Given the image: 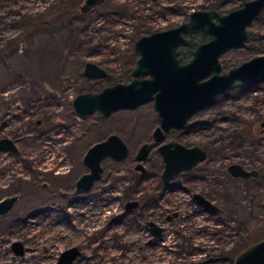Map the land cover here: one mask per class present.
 I'll list each match as a JSON object with an SVG mask.
<instances>
[{"label":"rangeland","instance_id":"1","mask_svg":"<svg viewBox=\"0 0 264 264\" xmlns=\"http://www.w3.org/2000/svg\"><path fill=\"white\" fill-rule=\"evenodd\" d=\"M58 1L64 9H57ZM81 1L0 0V138L12 139L19 150L18 155L0 150V199L18 196L0 216V264H56L71 247L81 251L73 264H232L233 255L264 231V132L259 128L264 80L234 83L192 115L195 123L187 132L167 133V139L206 146L205 161L166 185L162 155L154 146L143 163L147 181L139 183L134 156L158 123L154 99L107 116L95 110L83 117L73 112L71 101L82 91L129 81L137 58L133 44L140 35L176 26L194 9H215L203 6L213 0H118L133 6L125 15L100 3L76 26L70 17ZM241 1L227 0L216 10L228 12ZM39 12L45 23L39 19L28 26L16 20ZM248 29L243 44L222 50L220 72L264 54V8ZM192 32L197 42L210 36L206 28ZM190 53L183 54L185 60ZM86 60L103 66L107 77L87 78L82 73ZM38 119L42 122L36 125ZM111 133L127 143L128 156L105 157L100 178L89 191L77 192L76 179L88 172L85 152ZM237 161L260 169L259 176L230 177L227 164ZM127 188L144 201L122 216ZM195 190L209 193L230 220L215 222L218 215L191 200ZM148 194L158 199L145 206L151 202ZM175 210L178 214L168 218ZM145 221L164 227L161 237H153ZM15 241L23 244L21 256L11 250Z\"/></svg>","mask_w":264,"mask_h":264},{"label":"water","instance_id":"2","mask_svg":"<svg viewBox=\"0 0 264 264\" xmlns=\"http://www.w3.org/2000/svg\"><path fill=\"white\" fill-rule=\"evenodd\" d=\"M103 1L82 0L78 8L81 12H87ZM263 6L264 0H245L240 6L233 7L225 13H219L211 8H198L191 12L188 19L176 26L140 35L134 42L138 57L132 70L133 78L126 83L105 85L96 93L84 91L77 94L71 101L73 112L83 117L97 110L103 116H107L117 109L135 108L153 97L157 117L160 119V124L154 129V140L160 141L165 135L162 127L186 123L193 111L212 102L217 93L232 87L234 83L249 85L264 79V54H256L219 73L221 68L219 56L222 50L243 43L249 34L247 25ZM199 27H206L212 33L210 39L200 42L195 47L190 61L179 62L177 47L185 39V33L189 29ZM212 68L215 70L212 75L201 79ZM83 72L91 77L106 74L105 69L93 60L84 62ZM148 73L150 76H142ZM261 123H264V120ZM151 147L152 144L149 143L139 147L136 153V160L139 161L135 166L136 170L143 169L140 161L147 156ZM0 150L19 154L14 141L7 137L0 138ZM157 150L162 154L164 166L161 173L165 182L179 171L191 168L202 161L207 155V150L198 145L189 147L176 140L161 142ZM127 153V145L116 134H110L104 140L91 145L83 157L89 172L81 175L76 181L77 190H88L100 177L103 158L110 156L121 160ZM227 168L235 175L259 173L257 169H245L238 161L229 163ZM195 197L206 207L217 209V205L201 193L196 192ZM17 199V195L0 199V216L8 213ZM136 204L135 201H130L126 208ZM146 226L153 235H160L163 231L161 225L159 227L151 221H147ZM11 250L15 255L24 254L23 244L18 241L11 244ZM79 255L80 250L77 247L65 249L60 253L56 264H72ZM234 256L232 264H264V232L262 237L249 242Z\"/></svg>","mask_w":264,"mask_h":264},{"label":"flooded vegetation","instance_id":"3","mask_svg":"<svg viewBox=\"0 0 264 264\" xmlns=\"http://www.w3.org/2000/svg\"><path fill=\"white\" fill-rule=\"evenodd\" d=\"M244 2V1H243ZM242 2V3H243ZM241 3V4H242ZM240 4V5H241ZM240 5H238V6H240ZM237 7V6H236ZM233 8V7H232ZM263 8H264V6H263ZM231 9V8H230ZM263 10V9H262ZM261 10V11H262ZM230 11V10H229ZM225 13V12H224ZM255 16H257V15H255ZM254 16V17H255ZM254 17L252 18V19H254ZM250 24V23H249ZM248 24V25H249ZM248 25H247V29H248ZM171 27V26H170ZM201 28H206V27H201ZM163 29H166V28H163ZM195 28H191V29H189L188 31H190V30H194ZM207 29V28H206ZM157 30V29H156ZM156 30H153V31H156ZM188 31H187V33H185V39H186V35L188 34ZM208 31V30H207ZM152 32V31H151ZM209 33H210V36L208 37V38H204V39H202V40H200L197 44H195V46L193 47V48H191V49H189V50H186V53H189V52H191L190 53V58L189 59H186L185 60V55H183L184 53H183V45L185 44L184 43V41H185V39L182 41V42H180V45L177 47V50H178V52H177V57H178V59H179V62H188V61H190V59L193 57V55H194V53H193V51H194V49H195V47L198 45V44H200V42H202V41H206V40H209L210 39V37H211V35H212V33L210 32V31H208ZM249 32H250V30H249ZM148 33V32H147ZM143 35V34H142ZM249 35V34H248ZM245 41V40H244ZM243 41V42H244ZM135 42V41H134ZM243 44V43H242ZM134 45V44H133ZM241 45V44H240ZM229 47V46H228ZM227 48V47H226ZM180 49V50H179ZM225 49V48H224ZM223 49V50H224ZM134 51H135V49H134ZM136 52V51H135ZM137 53V52H136ZM185 53V54H186ZM183 56H182V55ZM221 55V54H220ZM256 55V54H255ZM137 57H138V53H137ZM248 59V58H247ZM136 60H137V58H136ZM245 60V59H244ZM219 61H220V56H219ZM243 62V61H242ZM241 62V63H242ZM97 63V62H96ZM221 63V62H220ZM240 64V63H239ZM100 65V64H99ZM237 65V64H236ZM101 66V65H100ZM103 67V66H102ZM135 67V66H134ZM221 67H222V63H221ZM233 67V66H232ZM104 68V67H103ZM231 68V67H230ZM105 69V68H104ZM134 69V68H133ZM132 69V70H133ZM220 70H221V68H220ZM220 70H219V73H222V72H225V71H222V72H220ZM105 71H106V74L105 75H102V76H95V77H91V76H88V75H86L84 72H83V69H82V73L87 77V78H90V79H98V78H104V77H107V75H108V72H107V70L105 69ZM215 70L212 68V69H210V70H208V72L204 75V76H202L201 77V79H205V78H208V77H210L211 75H212V73L214 72ZM132 72V71H131ZM133 75V74H132ZM143 77H147V76H150V74L148 73L147 75L146 74H144V75H142ZM133 78V77H132ZM131 78V79H132ZM130 79V80H131ZM200 79V80H201ZM129 80V81H130ZM262 80H264V79H262ZM129 81H127V82H129ZM261 81V80H260ZM116 82H121V81H116ZM115 82V83H116ZM258 82V81H257ZM123 83H126V82H123ZM112 84H114V83H112ZM255 84V83H254ZM108 85H110V84H108ZM249 85H252V84H249ZM105 86V85H104ZM102 88V87H101ZM100 88V89H101ZM99 89V90H100ZM228 89V88H227ZM226 90V89H225ZM98 91V90H97ZM224 91V90H223ZM222 91V92H223ZM82 93H84V91H82ZM90 93H91V91H90ZM95 93H96V91H95ZM219 93H221V92H219ZM219 93H217L216 94V97L213 99V101L212 102H210L209 104H206V105H204V106H202V108H200V109H198V110H195V111H193L189 116H188V119H187V122L186 123H184V124H182V125H180V126H177V125H175V124H171V126H169V127H167V128H165V127H162L161 129L164 131V137L160 140V141H155L154 140V129L156 128V126H158L159 124H160V119H158V117H157V119H158V123L152 128V132H151V137H150V141H145V142H143V143H141L140 145H139V147L142 145V144H144V143H149V144H152V147H151V149H150V151L148 152V154H147V156L143 159V160H141L140 161V163L143 165V163H144V161L147 159V157H148V155L151 153V151L153 150V147L154 146H156V149H157V146L159 145V144H161V142H165V141H172V140H176V141H178V142H180V143H184L186 146H189V147H191V146H193V145H198V146H200L201 148H203V149H205V150H207V155H206V157H205V159L207 158V156L209 155V150L206 148V146H203V145H200V144H198V143H189V141L187 140V139H185L186 141H181V140H177V139H167L166 138V136H167V133H170L172 130H178V131H180L179 132V134H182L183 132H187L188 131V129L190 128V127H192L193 125H194V123H195V121L192 119V115L193 114H195V113H197L198 111H200V110H203V108H205V107H208L209 105H211V104H213V102L216 100V98H217V96H218V94ZM153 98V97H152ZM150 99V98H149ZM154 99V98H153ZM140 105V104H139ZM137 107V106H136ZM155 108V107H154ZM122 109V108H121ZM126 109H131V108H126ZM118 110V109H117ZM157 110V109H156ZM116 111V110H115ZM113 112V111H112ZM102 115V114H101ZM81 117V116H80ZM191 119H192V121H191ZM262 120H264V119H262ZM261 120V121H262ZM261 121H259V128L261 129V131H263L264 132V123H261ZM41 122H42V120H36L35 121V123H36V125H39V124H41ZM201 121H199L198 123H200ZM111 134H115V133H111ZM110 134H108L107 135V137L109 136ZM116 135H118V134H116ZM119 136V135H118ZM176 136H178V135H176ZM120 138H121V136H119ZM122 139V138H121ZM104 140V139H103ZM123 140V139H122ZM124 141V140H123ZM99 142V141H98ZM125 142V141H124ZM196 142V141H195ZM125 144L127 145V143L125 142ZM223 146V145H222ZM235 146H237V144L235 145ZM127 147H128V145H127ZM139 147L137 148V150H136V153H137V151H138V149H139ZM86 153V152H85ZM136 153H135V156H134V158H135V165H134V170L135 171H137L139 174H140V176H139V179H138V182L139 183H143V182H146L147 181V177H146V168H145V166L143 165V169L142 170H136L135 169V166H136V164L139 162V161H137L136 160ZM161 153V152H160ZM128 154H129V147H128V153H127V155H126V157L128 156ZM85 155V154H84ZM162 155V154H161ZM84 157V156H83ZM107 157H110V156H107ZM125 157V158H126ZM112 158V157H111ZM125 158H123V159H125ZM104 159V158H103ZM113 159V158H112ZM123 159H121V160H123ZM163 159V158H162ZM205 159H203L202 161H199V162H197L196 164H194V166H196L197 164H199V163H201V162H203V161H205ZM82 160H83V158H82ZM114 160H116V159H114ZM117 161H120V160H117ZM239 162V161H238ZM83 163H84V161H83ZM231 163V162H230ZM85 164V163H84ZM229 164V163H228ZM228 164H227V166H228ZM86 165V164H85ZM87 166V165H86ZM194 166H192L191 168H188V169H184V170H181V171H179L178 173H176L174 176H173V178L176 176V175H178L180 172H184V171H188V170H190V169H192V168H194ZM242 166L245 168V169H257V168H255V167H247V166H245V165H243L242 164ZM226 170H228V173L230 174V177H234V178H238V177H241V178H249V177H251V178H255V177H257V176H259V174H260V169H257L258 171H259V173L257 174V175H252V174H248V175H241V174H238V175H235V174H233L232 173V171L231 170H229L227 167H226ZM88 172H89V168H88ZM162 172V171H161ZM160 172V173H161ZM85 173H87V172H85ZM102 173V172H101ZM84 174V173H83ZM83 174H81V175H83ZM81 175L76 179V181L81 177ZM101 176V175H100ZM100 178V177H99ZM99 178H97L96 180H98ZM173 178H171L168 182H165L163 179H162V173H161V180L167 185V184H170L169 182L171 181V180H173ZM95 180V181H96ZM76 181H75V189H76V191L77 192H87V191H89L91 188H92V186H93V184H94V182H93V184H92V186L88 189V190H80V191H78L77 190V188H76ZM196 192H198V193H201V195H203L204 197H206V198H208V199H210L213 203H215L216 205H217V209H212V208H210V207H206L203 203H201L198 199H197V197H195V193ZM192 193V201H194V202H197L198 204H200L201 206H202V208H203V210H205V211H207V210H209L211 213H213V214H215V215H218V217H216V221L215 222H219V221H221V220H225V218H226V222L227 221H229L230 220V218H231V216L226 212V210H224V206L223 205H220V203H216L214 200H212L211 198H210V196H209V193H204L203 191H199V190H195V191H193V192H191ZM127 193H126V189L124 190V192H123V197H124V205H123V209H124V212H122V216H128V214L130 213V212H132V211H134V210H136V209H138L139 207H140V202H142V201H144V199L143 198H141V200L142 201H140L139 199H135V197H136V194L134 195V197H132V198H127ZM147 198L149 199V200H151V202H147V201H145V203H144V205L145 206H147L149 203H152V204H154L155 203V201L158 199V195H155V194H153V195H150V194H148L147 195ZM130 201H135L137 204H136V206H133V207H130V208H126V205H127V203L128 202H130ZM7 214V213H6ZM178 214V211L177 210H175L172 214H170V215H166L168 218H173V217H175V215H177ZM3 216V215H2ZM111 219L113 220V221H118V220H114L112 217H111ZM119 222V221H118ZM146 222L147 221H145L144 222V226H145V228L149 231V229H148V227L146 226ZM120 223V222H119ZM138 223V222H137ZM160 227V226H159ZM230 227V226H229ZM231 228V227H230ZM163 229H164V227H163ZM233 229H235V228H233ZM163 232V231H162ZM264 232V231H263ZM149 233L153 236V237H161V234L160 235H153L150 231H149ZM248 244V243H247ZM245 247V246H244ZM241 250V249H240ZM239 251V250H238ZM237 251V252H238ZM80 254H81V251H80ZM235 255V254H234ZM233 255V256H234ZM80 256V255H79ZM78 257V256H77ZM76 257V258H77ZM235 257V256H234ZM75 258V259H76ZM75 261V260H74ZM73 261V262H74ZM73 262H72V264H73Z\"/></svg>","mask_w":264,"mask_h":264},{"label":"trees","instance_id":"4","mask_svg":"<svg viewBox=\"0 0 264 264\" xmlns=\"http://www.w3.org/2000/svg\"><path fill=\"white\" fill-rule=\"evenodd\" d=\"M226 1L227 0H213V2L211 4H209V6H205V5H203V6H204V8L212 7V8L220 10L221 9L220 8L221 4H224ZM243 1H245V0H242L241 2H243ZM102 3L107 6V9H111L112 11H114L116 13H119L121 15L127 14V8L128 7H131V8L133 7V6H130V5L128 6L126 4H120V3H118V0H116V1H114V0H104ZM64 5H65L64 2L58 1V3H57V7L58 8L57 9H64V7H65ZM78 5L76 6L75 13L70 17V22L75 24L76 26H79L81 23L84 22V18H82L81 15L83 17H86L84 15V13H86V12H81L79 10V8H78ZM135 9L138 10V8H135ZM42 15L40 16V12H39V14H37L35 16H28V15L27 16H22L21 14H19L18 17H16L17 18L16 20H19L18 21L19 23L21 22L22 24H25V25H28V26L36 24L39 21V19L41 20L42 23H45L46 21H45V19H44V17ZM85 24H83L82 26H84ZM82 26H80L79 29H82ZM73 30L76 31L75 28H73ZM192 31L193 30L188 31V34L186 35V39L184 41L185 45L183 47V53L184 54L186 53V50H189V49L193 48L195 46V44L198 43L196 40H194L195 36H194ZM15 40H16V36H14V37H12L10 39V41H15ZM8 42H9V40H8ZM8 45H11V44H8ZM126 193H127L126 196H127L128 199L134 197V195L137 194V192L134 191L133 188H127ZM234 248H236V247H234Z\"/></svg>","mask_w":264,"mask_h":264},{"label":"bare ground","instance_id":"5","mask_svg":"<svg viewBox=\"0 0 264 264\" xmlns=\"http://www.w3.org/2000/svg\"><path fill=\"white\" fill-rule=\"evenodd\" d=\"M245 42V41H244ZM197 44V43H196ZM188 47V46H187ZM190 47V46H189ZM180 50V49H179Z\"/></svg>","mask_w":264,"mask_h":264}]
</instances>
